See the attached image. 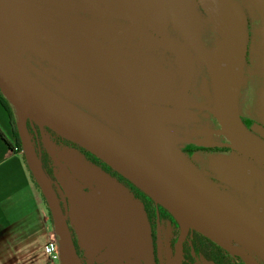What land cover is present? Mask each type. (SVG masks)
<instances>
[{"label": "water", "instance_id": "95a60500", "mask_svg": "<svg viewBox=\"0 0 264 264\" xmlns=\"http://www.w3.org/2000/svg\"><path fill=\"white\" fill-rule=\"evenodd\" d=\"M82 1L85 5L76 4L72 0H14L15 3H25L51 15L55 13L31 2L82 10L95 16L121 17L133 23L138 20L103 8L91 0ZM137 1L152 14L165 17L167 23L171 19L205 61L211 74L215 103L213 108L198 107L205 108L216 116L230 143L175 137L161 122L157 115L159 111L151 105L181 106L180 101L185 99L194 63L182 48L141 36L149 44L163 47L176 56V62L184 72L181 88L174 93L165 80L158 79L137 64L125 61L112 48L87 33L11 2H0V16L5 22L48 42L51 47L62 50L68 56L63 57L28 37L7 29L11 38L51 63L118 94L112 96L67 77L95 110L101 111L102 105L127 136L41 84L0 48V90L17 113L24 153L49 205L66 260L68 264H83L56 191L43 170L41 157L34 149L29 125L38 126L47 152L75 183H78L77 180L57 158L48 142L46 128L96 155L168 210L180 227L178 256H181L183 244L192 229L248 263L261 264L234 243L244 245L254 251L264 263V215L258 217L221 192L175 147L182 142L226 146L264 164V140L246 128L239 114L238 97L247 45L246 33L234 19H242V10L234 0H198L220 36L210 58L200 36L199 17L193 0ZM251 1L264 23V0ZM59 17L99 35L124 32L121 26L113 24L81 17ZM214 169L223 182L234 188L248 191L253 187L255 170L248 168L241 157L221 156L214 161ZM116 230L129 240L130 246L137 251L136 255L152 264L146 256L148 246L139 221L120 214L116 218ZM121 257L122 254H119L103 264L114 263ZM177 264L180 262L177 261Z\"/></svg>", "mask_w": 264, "mask_h": 264}, {"label": "flooded vegetation", "instance_id": "af4514ba", "mask_svg": "<svg viewBox=\"0 0 264 264\" xmlns=\"http://www.w3.org/2000/svg\"><path fill=\"white\" fill-rule=\"evenodd\" d=\"M72 1L76 4L85 5L82 0ZM91 1L103 8L140 21L136 20L133 23L129 19L121 17H101L82 10H71L55 5L31 2L55 13L51 15L33 9L25 3L19 4L15 3L14 0H0V2H11L44 14L48 18L87 33L92 38L112 48L125 61L137 64L144 71L158 79L165 80L174 93H177L181 88L184 72L177 64L176 56L163 47L149 44L148 40L141 36L155 38L161 42L171 43L177 48H182L194 63L190 88L185 99L180 101L181 106L155 103H151V105L159 112L165 111L164 113L158 112L157 115L166 129L175 137L230 143L216 116L209 110L198 107H214L215 92L211 74L208 72L205 61L199 56L188 39L174 26L172 20L169 19L167 23L165 17L149 13L135 0ZM193 1L199 17L200 36L209 57L212 58L215 42L220 39V36L214 30L212 21L204 14L199 1ZM234 1L239 4L243 13L242 19L235 18L234 21L245 31L247 45L238 97L239 114L246 128L256 137L264 140V37L260 30L263 18L251 0ZM60 15L81 17L99 23L121 26L124 32L106 35L87 32L76 27L69 20L59 17ZM254 18L255 22H253ZM258 22H261L260 27H256ZM9 26L11 29L8 28ZM8 27L6 30L9 29L21 34L19 28L12 25H8ZM24 36L63 57L67 58L68 56L62 50L51 47L48 42L40 38L28 33H25ZM34 58L32 57L35 63L30 61V64L35 65L36 72L34 74L29 72L31 76L107 126L127 136L102 105L101 111L95 110L84 100L81 93L68 81L67 77L112 96H118L117 93L89 82L80 75L60 66L38 64ZM29 133L34 149L41 157L43 170L56 191L76 251L83 264H103L119 254H122V257L111 264H148L144 258L135 254L137 251L130 246L129 240L116 230V218L120 214H125L127 217L130 216L139 221L143 229L142 235H144L148 246L146 256L152 264H177V261L180 264H250L192 229L183 244L181 256H178L177 242L180 227L168 210L103 160L100 161V158L98 160L96 155L90 154V151L69 140L67 141L81 148L74 144H64L55 135L49 133L46 128L45 133L48 142L57 158L77 180L78 183H75L47 152L41 141L38 126L29 125ZM175 147L221 192L247 210L254 212L258 217L264 215V164L243 156L226 146L182 142L177 143ZM45 152L59 170L53 168L50 171L45 161ZM221 156L241 157L248 168L255 170L254 184L250 190H239L220 179L214 169V161ZM234 244L264 264L254 251L236 242Z\"/></svg>", "mask_w": 264, "mask_h": 264}, {"label": "crops", "instance_id": "0c3cea01", "mask_svg": "<svg viewBox=\"0 0 264 264\" xmlns=\"http://www.w3.org/2000/svg\"><path fill=\"white\" fill-rule=\"evenodd\" d=\"M15 145L10 116L0 103V264H52L47 247L59 235Z\"/></svg>", "mask_w": 264, "mask_h": 264}, {"label": "trees", "instance_id": "16d2710c", "mask_svg": "<svg viewBox=\"0 0 264 264\" xmlns=\"http://www.w3.org/2000/svg\"><path fill=\"white\" fill-rule=\"evenodd\" d=\"M135 2L138 3L139 5H141V3L139 1L135 0ZM141 6L143 7V5H141ZM253 22H255V18L253 19ZM4 24H8V25L15 26V25L11 24L10 22H5L2 19V17L0 16V48L6 54H8L16 63H18L25 71H27L28 73L30 72V74H34V72H36L35 65L34 64H30V61H33L32 57H38L42 61H45L48 64H51V65H53L55 67H58L57 65H54V64L50 63L49 61L41 58L39 55L35 54L33 51H30V49H28L27 47L23 46L21 43H19L15 39L11 38L8 35L7 31H6V28L8 27V25H4ZM260 26H261V22H258L256 27H260ZM15 27H17V26H15ZM8 28L11 29L10 26ZM17 28H19V27H17ZM260 30L263 33V37H264V24H263V20H262V26L260 27ZM19 33L25 35V32H23L22 30H21V32L19 31ZM263 41H264V38H263ZM0 103L3 105V107L7 111L8 115L10 116V119H11V122H12V125H13V129H14V137L16 139V145L15 146H16L17 150L23 156V159L25 161L27 170L29 171V174L31 176V179H32L33 183L36 185V187L42 193V196H43L45 205H46L47 210H48V212L50 214L51 220L54 223V220H53V217H52V214H51L49 205L47 203V200H46V198H45V196L43 194V191L40 188V186H39V184H38V182H37V180H36V178H35L32 170H31V168L29 166V163L27 161V157H26V155L24 153L23 144H22V140H21L20 133H19V128H18L19 127V124H18V116H17V113H16L15 109L13 108V106L11 105V103L9 102V100L1 92V90H0ZM48 132L51 133V134H53V135H55L58 140H60L61 142H63L66 145H67V143L68 144H74V143H71V142L63 139L61 136H59L58 134H56L55 132H53L50 129H48ZM1 134L5 138L4 133L1 132ZM5 140H6V142L9 145L12 144L7 138H5ZM74 145H76V144H74ZM76 146H78V145H76ZM78 147H80V146H78ZM83 150H85V149H83ZM86 152H88V151H86ZM88 153H90V152H88ZM90 154H92V153H90ZM44 156H45V161L47 163V167L50 169V171H52L53 168L58 169V167L52 162V160L50 159V157L48 156V154L46 152L44 153ZM97 159H98V157H97ZM100 161H101V159H100ZM54 225H55V223H54Z\"/></svg>", "mask_w": 264, "mask_h": 264}, {"label": "rangeland", "instance_id": "374dc122", "mask_svg": "<svg viewBox=\"0 0 264 264\" xmlns=\"http://www.w3.org/2000/svg\"><path fill=\"white\" fill-rule=\"evenodd\" d=\"M142 5V4H141ZM143 7L149 12V13H151L150 11H149V9H147L144 5H143ZM41 57V56H40ZM41 58H43V57H41ZM43 59H45V58H43ZM34 60L36 61V63H38V64H41V65H47L48 63H46V62H43L40 58H38V57H35L34 58ZM53 248H54V250L58 253V255L60 256L61 255V257H58L59 258V260H57V264H61V263H63V264H68V262H67V260H66V257H65V254H64V250H63V247H62V244H61V241H57V243H56V245H51Z\"/></svg>", "mask_w": 264, "mask_h": 264}, {"label": "built area", "instance_id": "2783aa9c", "mask_svg": "<svg viewBox=\"0 0 264 264\" xmlns=\"http://www.w3.org/2000/svg\"><path fill=\"white\" fill-rule=\"evenodd\" d=\"M47 254L49 256V260L52 264H55L57 261L59 255L58 253L54 250V248L50 245L47 247Z\"/></svg>", "mask_w": 264, "mask_h": 264}]
</instances>
